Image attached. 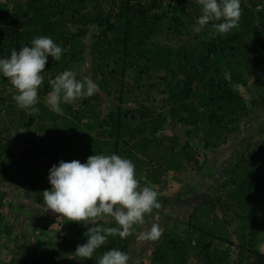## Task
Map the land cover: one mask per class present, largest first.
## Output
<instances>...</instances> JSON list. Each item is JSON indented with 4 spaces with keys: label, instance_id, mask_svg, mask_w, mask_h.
Segmentation results:
<instances>
[{
    "label": "trees",
    "instance_id": "1",
    "mask_svg": "<svg viewBox=\"0 0 264 264\" xmlns=\"http://www.w3.org/2000/svg\"><path fill=\"white\" fill-rule=\"evenodd\" d=\"M200 15L198 0H0V58L41 35L66 49L60 61L48 59L38 113L20 109L0 76L2 182L16 172L20 190L44 205L49 169L62 160L117 154L133 162L140 187L160 193L170 174L201 172L220 179L201 203L205 213L200 204L176 231L164 221L148 264H188L193 252L198 264H264V139L228 156L226 169L208 168L209 153L228 146L251 100L264 101V0H241L238 25L224 35L212 27L220 21L195 32ZM65 70L99 91L56 113L47 105L49 80ZM7 203L0 190V264H96L110 249L129 256L133 248L132 233L114 235L91 259L76 255L89 229L118 226L110 216L45 221L32 247L3 218Z\"/></svg>",
    "mask_w": 264,
    "mask_h": 264
},
{
    "label": "clouds",
    "instance_id": "2",
    "mask_svg": "<svg viewBox=\"0 0 264 264\" xmlns=\"http://www.w3.org/2000/svg\"><path fill=\"white\" fill-rule=\"evenodd\" d=\"M201 15L194 31L199 33L210 22L221 35L238 25L241 16V0H198ZM63 49L49 36L41 35L12 49L10 55L0 58V76L7 78L16 90L12 99L22 110L38 113V89L43 83L42 75L49 57L60 61ZM51 91L47 105L56 113H62V104L73 103L81 98L91 97L99 91V85L85 78L81 81L76 73L65 70L49 80ZM51 188L45 189L44 205L47 210L66 217L68 221L90 222L94 218L110 216L117 227L91 228L86 242L76 247L80 257L91 259L93 253L106 243L109 236L119 235L121 239L131 234L134 225H143L146 214L159 208L158 192L150 186H139L135 178V165L117 154H94L86 162L79 160L60 161L49 169L47 177ZM162 229L157 224L142 232L147 239H156ZM129 256L118 249H110L98 258L96 264H128Z\"/></svg>",
    "mask_w": 264,
    "mask_h": 264
},
{
    "label": "rangeland",
    "instance_id": "3",
    "mask_svg": "<svg viewBox=\"0 0 264 264\" xmlns=\"http://www.w3.org/2000/svg\"><path fill=\"white\" fill-rule=\"evenodd\" d=\"M6 2H10V0H6ZM250 104H252V109L249 115L242 123L237 134L230 140L228 146L225 149L209 153L208 168L215 171L226 169L227 164L224 165V163H226L228 156L236 159V156L243 152L248 144L253 143L255 139H264V101L253 99ZM170 175L171 180L165 191L160 193L155 189L158 192L157 202L160 207L154 208L151 213L146 214L143 225L133 226L131 233L134 241L133 248L129 253L128 264H148L150 252L159 243L158 239L161 235L156 239H147L141 235L142 232L148 231L152 224H157L162 229L166 220V227L172 228V231H176V226L184 229L183 221L187 220V216L193 209L208 200V198L210 199L212 195H215V187L220 180L219 178L207 180L201 172L196 173L190 170ZM10 179L11 181L7 183L2 182L0 179V190L6 194L8 201V212L3 213V218L11 219L14 222L17 234L20 233L24 236L29 234L26 237L30 240V245L33 247L35 240L38 242L42 241L41 236L44 233L41 226L43 223L63 216L47 210L45 205H37L29 199L27 194L20 190L18 186L22 180L16 172H12ZM159 196L160 198L158 199ZM173 198L176 199L173 200ZM199 207L198 209L205 213L206 206L201 204ZM176 218H181V221H178L179 223L174 222L173 219ZM94 219L97 220V218ZM213 246L218 249H227L225 244L219 242H214ZM195 253H192L193 258L188 264H198ZM2 256L6 257V252H2Z\"/></svg>",
    "mask_w": 264,
    "mask_h": 264
}]
</instances>
